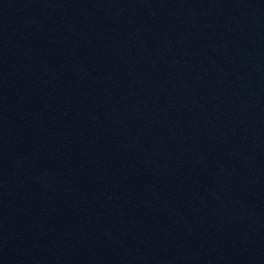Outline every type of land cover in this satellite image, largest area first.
Instances as JSON below:
<instances>
[{
    "label": "water",
    "instance_id": "1",
    "mask_svg": "<svg viewBox=\"0 0 264 264\" xmlns=\"http://www.w3.org/2000/svg\"><path fill=\"white\" fill-rule=\"evenodd\" d=\"M0 264H264V0H0Z\"/></svg>",
    "mask_w": 264,
    "mask_h": 264
}]
</instances>
